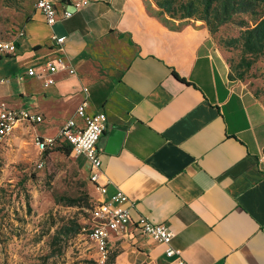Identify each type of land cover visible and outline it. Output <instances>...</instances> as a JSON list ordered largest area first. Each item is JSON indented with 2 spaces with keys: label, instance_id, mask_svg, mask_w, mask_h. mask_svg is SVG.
I'll return each instance as SVG.
<instances>
[{
  "label": "crops",
  "instance_id": "obj_1",
  "mask_svg": "<svg viewBox=\"0 0 264 264\" xmlns=\"http://www.w3.org/2000/svg\"><path fill=\"white\" fill-rule=\"evenodd\" d=\"M53 1L73 16L49 26L33 3L16 55L0 61V102L42 116L27 124V146L71 119L82 126L85 100L88 114L107 115L100 183L130 212L110 239L117 264H264V108L226 82L208 30L166 25L151 0ZM54 35L66 38L61 50ZM60 56L74 74L50 73ZM142 217L175 233V257L142 235Z\"/></svg>",
  "mask_w": 264,
  "mask_h": 264
},
{
  "label": "rangeland",
  "instance_id": "obj_2",
  "mask_svg": "<svg viewBox=\"0 0 264 264\" xmlns=\"http://www.w3.org/2000/svg\"><path fill=\"white\" fill-rule=\"evenodd\" d=\"M151 1L172 28L203 25L209 32L207 50L223 67L226 82L264 108V49L250 54L244 40L247 29L264 16V6L217 25L204 22L203 0H175L168 14L161 13L158 0ZM36 2L0 0L1 39L24 32ZM23 128L21 135L14 133L0 144V264H102L89 237L96 197L84 159L59 148L38 154L35 140L27 146V125ZM113 253L120 250H110L108 258Z\"/></svg>",
  "mask_w": 264,
  "mask_h": 264
},
{
  "label": "built area",
  "instance_id": "obj_3",
  "mask_svg": "<svg viewBox=\"0 0 264 264\" xmlns=\"http://www.w3.org/2000/svg\"><path fill=\"white\" fill-rule=\"evenodd\" d=\"M86 4V2L77 3L74 7L76 10H80ZM64 6L65 4L62 8ZM35 9L44 16L49 26L69 20L74 14L67 10V7L60 11L53 0H37ZM24 35L25 32H22L18 38ZM52 40L61 50L66 38L54 35ZM17 50V40L0 38V61L15 56ZM47 67L52 74H58L62 69L67 70L68 74L75 73L73 66L62 56L49 62ZM49 83L52 84L54 81L51 80ZM87 107L88 102L85 100L77 110V116L83 121L82 126H78L76 121L71 119L60 129L57 137L37 136L35 143L40 155H44L50 149L65 145L71 148V153L74 156L83 158L90 164L89 181L101 199L96 200L92 212L89 237L97 250L98 262L104 264L111 250L110 239L113 234L122 229L124 224L130 221V212L124 206L127 203V198L121 192L110 199H105L110 182L100 183L103 178V170L98 144L107 128V115L103 112L90 115L87 113ZM42 122L41 115L32 114L25 109H16L5 102H0V143L10 137L21 123L33 126ZM42 166L43 163H40L39 167ZM136 226L142 235L149 237L159 245L166 246L168 258L176 256L177 253L172 247L175 233L168 226L155 225L147 217L140 218ZM175 264H184V261L178 259Z\"/></svg>",
  "mask_w": 264,
  "mask_h": 264
},
{
  "label": "trees",
  "instance_id": "obj_4",
  "mask_svg": "<svg viewBox=\"0 0 264 264\" xmlns=\"http://www.w3.org/2000/svg\"><path fill=\"white\" fill-rule=\"evenodd\" d=\"M175 0H164V2L157 1V6L161 10L162 14H168L173 8ZM202 5L204 7V13L206 18L204 22L210 24L213 20L217 25H223L232 20L236 14H255L256 10L260 6H264V0H203ZM192 8V4L188 5L186 9ZM213 15V18L211 19ZM192 16L191 14L188 15ZM188 17V18H189ZM245 46L250 54L260 53L264 49V16L257 20L254 25L247 29L244 34ZM175 77L181 81L177 74ZM60 151L70 156L71 148L69 146L58 147ZM85 161V160H84ZM77 233V232H76ZM69 239L68 235H65ZM65 241V244H67ZM118 255L113 253L109 256L104 264H117ZM98 264V263H94Z\"/></svg>",
  "mask_w": 264,
  "mask_h": 264
},
{
  "label": "water",
  "instance_id": "obj_5",
  "mask_svg": "<svg viewBox=\"0 0 264 264\" xmlns=\"http://www.w3.org/2000/svg\"><path fill=\"white\" fill-rule=\"evenodd\" d=\"M123 132H118L116 136L114 137V145L119 146L123 139ZM114 150V149H113Z\"/></svg>",
  "mask_w": 264,
  "mask_h": 264
}]
</instances>
